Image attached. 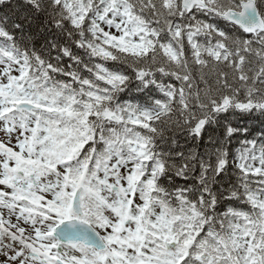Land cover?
<instances>
[{
  "label": "snow or ice",
  "instance_id": "snow-or-ice-1",
  "mask_svg": "<svg viewBox=\"0 0 264 264\" xmlns=\"http://www.w3.org/2000/svg\"><path fill=\"white\" fill-rule=\"evenodd\" d=\"M0 9V264H264V0Z\"/></svg>",
  "mask_w": 264,
  "mask_h": 264
},
{
  "label": "trees",
  "instance_id": "trees-1",
  "mask_svg": "<svg viewBox=\"0 0 264 264\" xmlns=\"http://www.w3.org/2000/svg\"><path fill=\"white\" fill-rule=\"evenodd\" d=\"M14 2H18V0H14ZM4 11H7L6 9H0V13H3ZM253 126L258 127V122L253 121Z\"/></svg>",
  "mask_w": 264,
  "mask_h": 264
}]
</instances>
